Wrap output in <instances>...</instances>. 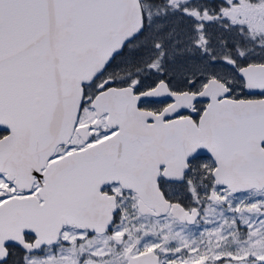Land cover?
Listing matches in <instances>:
<instances>
[{
  "label": "snow or ice",
  "instance_id": "6c2138e0",
  "mask_svg": "<svg viewBox=\"0 0 264 264\" xmlns=\"http://www.w3.org/2000/svg\"><path fill=\"white\" fill-rule=\"evenodd\" d=\"M0 264H264V0H0Z\"/></svg>",
  "mask_w": 264,
  "mask_h": 264
}]
</instances>
